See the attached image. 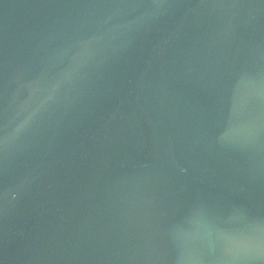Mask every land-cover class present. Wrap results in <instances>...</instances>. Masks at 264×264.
Here are the masks:
<instances>
[{"label": "water", "instance_id": "water-1", "mask_svg": "<svg viewBox=\"0 0 264 264\" xmlns=\"http://www.w3.org/2000/svg\"><path fill=\"white\" fill-rule=\"evenodd\" d=\"M0 264H264V0H0Z\"/></svg>", "mask_w": 264, "mask_h": 264}]
</instances>
